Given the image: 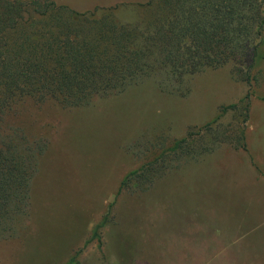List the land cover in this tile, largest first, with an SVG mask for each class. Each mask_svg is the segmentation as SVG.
Segmentation results:
<instances>
[{
	"label": "rangeland",
	"instance_id": "obj_1",
	"mask_svg": "<svg viewBox=\"0 0 264 264\" xmlns=\"http://www.w3.org/2000/svg\"><path fill=\"white\" fill-rule=\"evenodd\" d=\"M56 1L78 11L117 4L116 15L133 20L141 9L132 4L146 0ZM253 72L260 81L249 88L247 152L223 142L147 190L123 189L117 197L153 142L183 137L246 93L230 64L191 76L186 96L147 79L81 107L18 103L0 118V135L19 129L47 146L30 183L28 216L17 237L0 240V264H65L77 250L76 264H264V188L249 163V155H264V108L255 101L264 96V59ZM241 118L229 110L214 127L229 133ZM109 204V220L93 236Z\"/></svg>",
	"mask_w": 264,
	"mask_h": 264
},
{
	"label": "trees",
	"instance_id": "obj_2",
	"mask_svg": "<svg viewBox=\"0 0 264 264\" xmlns=\"http://www.w3.org/2000/svg\"><path fill=\"white\" fill-rule=\"evenodd\" d=\"M126 5V4H121ZM139 15L122 20L118 5L78 11L56 0H0V118L25 99L81 107L152 79L166 92L186 96L191 76L230 64L231 77L248 85L236 102L180 138L153 142L145 160L127 172L123 189L147 190L157 178L223 142L247 150L253 71L264 59V0H146ZM264 99V98H263ZM240 127L216 130L227 111ZM19 129L0 135V240L17 237L28 216L30 183L47 142ZM108 212L93 236L109 220ZM77 250L65 264H76Z\"/></svg>",
	"mask_w": 264,
	"mask_h": 264
},
{
	"label": "crops",
	"instance_id": "obj_3",
	"mask_svg": "<svg viewBox=\"0 0 264 264\" xmlns=\"http://www.w3.org/2000/svg\"><path fill=\"white\" fill-rule=\"evenodd\" d=\"M263 98H264V96H263ZM263 98L260 97V98L256 99L255 101L260 103L262 105V107L264 108V99ZM250 110H251V102H250ZM250 130H251V116L249 113V120H248L247 127H246V138H247V136H249L248 134H249ZM246 143H247V141H246ZM247 149H248V147H247ZM245 152H247V150ZM253 156H254V154H253ZM254 160L255 161H253V159L249 155V163L251 164V166L253 168V174H252L253 182L255 184H258V189L259 188L262 189V188H264V155L260 156L258 154V161L256 158ZM254 163L258 167H256V165ZM260 213H261V209L259 210L258 214H260Z\"/></svg>",
	"mask_w": 264,
	"mask_h": 264
}]
</instances>
